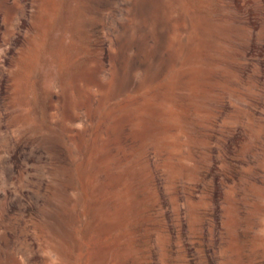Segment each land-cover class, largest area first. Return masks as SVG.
<instances>
[{
    "label": "rangeland",
    "instance_id": "obj_1",
    "mask_svg": "<svg viewBox=\"0 0 264 264\" xmlns=\"http://www.w3.org/2000/svg\"><path fill=\"white\" fill-rule=\"evenodd\" d=\"M0 264H264V0H0Z\"/></svg>",
    "mask_w": 264,
    "mask_h": 264
}]
</instances>
